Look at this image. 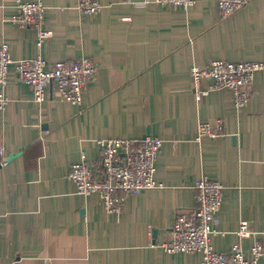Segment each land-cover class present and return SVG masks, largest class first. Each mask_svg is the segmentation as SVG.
Returning a JSON list of instances; mask_svg holds the SVG:
<instances>
[{"label": "crops", "instance_id": "obj_1", "mask_svg": "<svg viewBox=\"0 0 264 264\" xmlns=\"http://www.w3.org/2000/svg\"><path fill=\"white\" fill-rule=\"evenodd\" d=\"M34 1L45 6L52 32L40 48L34 27L13 22L16 0H0V44L13 60L0 109V264H201L197 251L169 253L160 244L175 214L196 205L193 182L203 174L224 186L215 250L238 242L250 256L255 240L264 244V68L241 108L228 87L198 96L189 70L215 59L264 61V0L229 16L216 0L188 7L97 0L92 14L79 10V0ZM38 53L96 65L82 104L52 87L34 102L15 64ZM211 83L205 78L200 88ZM215 118L226 134L197 140L198 122ZM146 135L163 139L155 162L162 186L127 193L111 214L97 194L78 193L69 169L82 152L100 164L97 139ZM241 220L248 236L237 235Z\"/></svg>", "mask_w": 264, "mask_h": 264}, {"label": "built area", "instance_id": "obj_2", "mask_svg": "<svg viewBox=\"0 0 264 264\" xmlns=\"http://www.w3.org/2000/svg\"><path fill=\"white\" fill-rule=\"evenodd\" d=\"M146 3L172 4L188 7L193 0H143ZM251 0H216L221 16H229L244 8ZM79 10L85 14L98 11L97 0H79ZM45 6L40 1L16 0L13 22L18 26H32L37 31L36 44L40 48L51 36V30L43 24ZM8 45L0 44V109H4L7 96L4 91L9 66L12 62ZM19 78L28 84L33 100L40 105L45 92L52 87L64 100L82 104L88 80L95 74L96 65L87 57L74 61H48L42 53L34 58L22 59L15 64ZM264 68V61H227L215 59L207 65L192 64L190 75L195 92L204 95L210 88L228 87L233 93L237 108L249 100L256 71ZM211 79L210 87L200 88L203 79ZM226 134L224 121H199L196 139L211 138ZM100 156L99 165L92 164L81 153V159L73 163L68 177L74 182L78 193L89 196L97 194L99 203L109 214L120 213L124 197L129 192L162 186L155 179L156 159L163 139L146 135L142 138L109 137L96 140ZM0 151L2 149L0 148ZM196 190V205L181 208L174 217L170 237L160 244L169 253H200L201 264H258L264 259V244L255 240L246 256L238 242L228 251H217L212 244V234L217 231V212L222 202L223 184L207 174L193 182ZM252 233L247 220H241L237 229L239 237Z\"/></svg>", "mask_w": 264, "mask_h": 264}, {"label": "water", "instance_id": "obj_3", "mask_svg": "<svg viewBox=\"0 0 264 264\" xmlns=\"http://www.w3.org/2000/svg\"><path fill=\"white\" fill-rule=\"evenodd\" d=\"M10 158H11V156H10ZM153 231H154V234H155V231H156V230L154 229Z\"/></svg>", "mask_w": 264, "mask_h": 264}]
</instances>
